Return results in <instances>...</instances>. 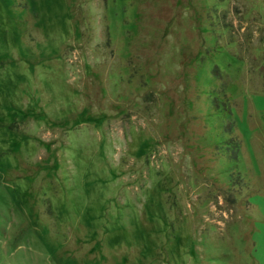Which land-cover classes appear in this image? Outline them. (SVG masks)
<instances>
[{
  "label": "rangeland",
  "instance_id": "obj_1",
  "mask_svg": "<svg viewBox=\"0 0 264 264\" xmlns=\"http://www.w3.org/2000/svg\"><path fill=\"white\" fill-rule=\"evenodd\" d=\"M0 264H264V0H0Z\"/></svg>",
  "mask_w": 264,
  "mask_h": 264
}]
</instances>
